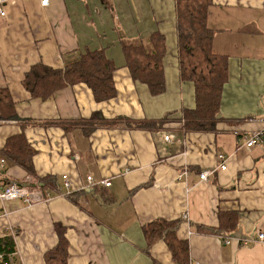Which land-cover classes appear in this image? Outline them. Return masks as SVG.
<instances>
[{"label": "crops", "instance_id": "1", "mask_svg": "<svg viewBox=\"0 0 264 264\" xmlns=\"http://www.w3.org/2000/svg\"><path fill=\"white\" fill-rule=\"evenodd\" d=\"M5 11L0 87L16 107L15 118H0V182L43 178L34 188L47 197L34 205L0 197V237L10 234L16 244L12 264H47L61 226L66 264H178L164 240L150 242L144 233L156 219L180 220L189 264H264V243L243 240L264 231V140L245 145L246 135L264 129V0H212L209 7L214 49L229 56V68L208 131L183 128L195 89L178 71L176 0H9ZM155 32L166 38L165 89L157 95L132 78L121 44ZM98 48L116 65L112 99L98 102L77 83L42 100L23 85L34 64L63 68ZM94 113L124 120L90 132L51 124ZM127 119L156 123L138 128ZM22 133L34 149V176L4 152ZM229 213L236 218L229 221Z\"/></svg>", "mask_w": 264, "mask_h": 264}, {"label": "trees", "instance_id": "2", "mask_svg": "<svg viewBox=\"0 0 264 264\" xmlns=\"http://www.w3.org/2000/svg\"><path fill=\"white\" fill-rule=\"evenodd\" d=\"M211 4L212 0H176L178 71L181 80L192 82L195 89V106L182 112L185 131L214 129L223 87L228 80L229 56L215 51L214 30L207 23ZM121 44L132 78L146 84L153 95L162 93L165 89V36L155 32L146 41L124 40ZM115 70L116 65L113 59L107 57L105 48L86 49L63 68H54L44 63L34 64L25 74L23 85L32 97L46 100L67 85L84 83L92 89L96 101L100 102L112 99L117 94ZM15 107L10 90L0 87V118H15ZM121 120L124 119H106L101 113H94L89 119L59 120L51 124L65 128L82 126L90 132L97 126H110ZM125 121L130 126L147 129L156 123L149 120ZM4 152L13 162L25 168L28 174L35 175L34 149L24 133L9 138ZM41 181L45 179L20 182V185L34 188ZM229 214V221L236 218L234 214ZM179 225V219H156L144 225V233L150 242L164 240L176 263L189 264V244L187 240L178 237ZM57 231L59 243L46 253L47 264H66L68 258L64 228L58 227ZM15 253L13 236L8 234L0 237V264H12L10 260Z\"/></svg>", "mask_w": 264, "mask_h": 264}, {"label": "built area", "instance_id": "3", "mask_svg": "<svg viewBox=\"0 0 264 264\" xmlns=\"http://www.w3.org/2000/svg\"><path fill=\"white\" fill-rule=\"evenodd\" d=\"M9 0H0V15L4 16L6 14L5 11V5ZM40 3L42 6H48L50 3V0H40ZM166 139H169V137H166ZM264 140V129L261 131H255L251 134H248L245 136V145L247 148H251L255 144H258ZM219 157L221 159H224V155L220 154ZM5 166V160L2 159L1 161V168H4ZM226 165L222 164V169H225ZM208 171H203L200 174V179L205 180L208 176ZM89 180H92V176H88ZM101 184L104 186H109L111 184V181L109 179H105L101 181ZM0 197L2 200H13V199H19L22 201H25L29 205L38 204L41 202H45L47 200V197L44 195L43 191L38 188H29L27 186L20 185L16 182L7 183L6 181L0 182ZM244 242L247 241H260L264 243V231L259 230L256 234L250 235L243 239ZM227 243L230 242V240H226ZM2 261V257L0 256V262ZM3 264H8V262H3Z\"/></svg>", "mask_w": 264, "mask_h": 264}, {"label": "bare ground", "instance_id": "4", "mask_svg": "<svg viewBox=\"0 0 264 264\" xmlns=\"http://www.w3.org/2000/svg\"><path fill=\"white\" fill-rule=\"evenodd\" d=\"M10 258V257H9ZM10 263V262H9Z\"/></svg>", "mask_w": 264, "mask_h": 264}]
</instances>
